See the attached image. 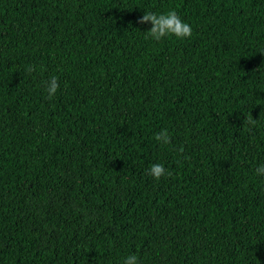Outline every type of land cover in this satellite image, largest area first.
I'll list each match as a JSON object with an SVG mask.
<instances>
[{"label": "trees", "instance_id": "16d2710c", "mask_svg": "<svg viewBox=\"0 0 264 264\" xmlns=\"http://www.w3.org/2000/svg\"><path fill=\"white\" fill-rule=\"evenodd\" d=\"M261 164L264 0H0V264H264Z\"/></svg>", "mask_w": 264, "mask_h": 264}, {"label": "clouds", "instance_id": "9594fccd", "mask_svg": "<svg viewBox=\"0 0 264 264\" xmlns=\"http://www.w3.org/2000/svg\"><path fill=\"white\" fill-rule=\"evenodd\" d=\"M151 22L152 27L146 32L147 37H150L154 41H161L165 37L174 36L178 40L190 38L192 36L191 26L182 21L180 16L175 10L168 11L163 14H155L152 12H144V15L139 19L138 23L147 24ZM27 71L29 73L34 72L35 68L29 66ZM45 91L48 94V99L51 100L59 89V80L56 76L50 77L44 82ZM258 120L254 119L250 113L244 120L245 125L255 126ZM154 139L161 145H167L171 143L170 135L167 129H163L156 133ZM183 147L180 148V152L183 153ZM148 175L155 180L159 181L163 176L166 175V169L162 164H152L148 169ZM257 176H264V164H261L256 169ZM123 264H139V258L135 254L128 255L123 260Z\"/></svg>", "mask_w": 264, "mask_h": 264}]
</instances>
